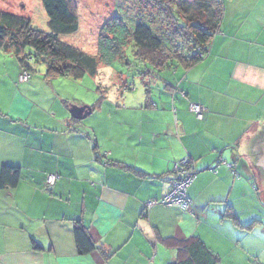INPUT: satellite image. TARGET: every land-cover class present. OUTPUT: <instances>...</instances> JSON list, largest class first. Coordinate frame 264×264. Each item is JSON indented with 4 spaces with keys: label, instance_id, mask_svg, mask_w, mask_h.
<instances>
[{
    "label": "crops",
    "instance_id": "0c3cea01",
    "mask_svg": "<svg viewBox=\"0 0 264 264\" xmlns=\"http://www.w3.org/2000/svg\"><path fill=\"white\" fill-rule=\"evenodd\" d=\"M169 70L138 97L128 86L99 98L82 78L46 79L45 67L21 82L22 63L0 49V176L4 165L21 172L14 186L0 179V264H169L177 251L164 239L196 235L218 264L250 263L242 232L264 204L248 151L264 129V0H226L208 54ZM72 105L89 106L87 116ZM187 156L198 169L190 208L146 210ZM49 173L59 178L46 189ZM76 221L96 244L89 253L78 251Z\"/></svg>",
    "mask_w": 264,
    "mask_h": 264
},
{
    "label": "trees",
    "instance_id": "16d2710c",
    "mask_svg": "<svg viewBox=\"0 0 264 264\" xmlns=\"http://www.w3.org/2000/svg\"><path fill=\"white\" fill-rule=\"evenodd\" d=\"M144 1L145 12L132 18L117 13L104 23L95 54L63 39L80 29L75 0H41L48 17L47 29L36 26L30 17L1 10L0 49L12 52L23 69L31 73L39 71L35 65L43 64L46 79L62 76L80 79L87 73L95 75L101 64L125 56L129 45L134 46L147 65L158 71L177 67L189 69L208 54L223 20L226 0ZM184 158L195 161L191 156ZM213 170L216 169L213 167ZM20 175V168L4 165L1 186L16 185ZM175 178L174 174L172 183ZM73 231L80 253H89L96 247L83 222L76 221ZM164 243L177 251V259L169 264L219 262L218 255L197 235L186 239L165 238Z\"/></svg>",
    "mask_w": 264,
    "mask_h": 264
},
{
    "label": "rangeland",
    "instance_id": "374dc122",
    "mask_svg": "<svg viewBox=\"0 0 264 264\" xmlns=\"http://www.w3.org/2000/svg\"><path fill=\"white\" fill-rule=\"evenodd\" d=\"M75 2L78 7L80 29L75 34L64 36L63 39L92 54L97 52L98 37L108 19L117 13L123 14L126 18H132L147 9L144 6V0H75ZM1 10L25 15L30 17L36 26L48 28V17L41 0H0ZM35 66L38 70L44 69L43 64ZM2 70L6 69L2 67ZM172 72L173 70L169 69L158 71L151 65H147L137 55L134 46L129 45L125 56L111 63L101 64L97 74L87 73L77 83L92 87L98 97L110 93L116 94L118 89L128 86L130 89L126 90L138 97L149 86L155 89V86L163 83L162 77L173 78ZM70 90L72 91L70 96L82 98L80 92H76L75 89ZM257 206L255 213L261 211L259 214L261 217L257 218L255 215L256 217L248 221L244 218L245 221L252 223L251 229L242 232L245 238L242 236L241 243L251 251L249 255L253 254L252 257L246 256L247 261H250L247 264H260L259 261L264 263V204L259 201ZM242 216L244 217V214Z\"/></svg>",
    "mask_w": 264,
    "mask_h": 264
},
{
    "label": "built area",
    "instance_id": "2783aa9c",
    "mask_svg": "<svg viewBox=\"0 0 264 264\" xmlns=\"http://www.w3.org/2000/svg\"><path fill=\"white\" fill-rule=\"evenodd\" d=\"M32 73L23 69L19 76V81L26 82L30 79ZM190 110L194 112L197 117L203 118L205 107L197 102L190 103ZM174 174L176 175L170 189L161 197L153 198L148 201L147 209H150L156 204H164L167 206L178 205L183 209H189L193 202L188 194V187L196 177V162L191 161L190 158H184L174 165ZM59 178L58 173H49L46 178V189H51Z\"/></svg>",
    "mask_w": 264,
    "mask_h": 264
},
{
    "label": "water",
    "instance_id": "95a60500",
    "mask_svg": "<svg viewBox=\"0 0 264 264\" xmlns=\"http://www.w3.org/2000/svg\"><path fill=\"white\" fill-rule=\"evenodd\" d=\"M89 106L72 105L70 113L73 117L84 119L89 112ZM249 157L261 177L264 192V129L259 132L248 144Z\"/></svg>",
    "mask_w": 264,
    "mask_h": 264
}]
</instances>
